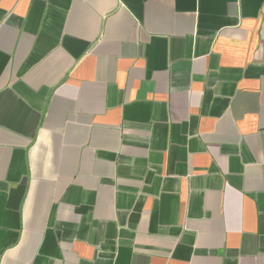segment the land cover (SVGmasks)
Returning <instances> with one entry per match:
<instances>
[{
    "label": "crops",
    "instance_id": "obj_1",
    "mask_svg": "<svg viewBox=\"0 0 264 264\" xmlns=\"http://www.w3.org/2000/svg\"><path fill=\"white\" fill-rule=\"evenodd\" d=\"M0 264H264V0H0Z\"/></svg>",
    "mask_w": 264,
    "mask_h": 264
}]
</instances>
